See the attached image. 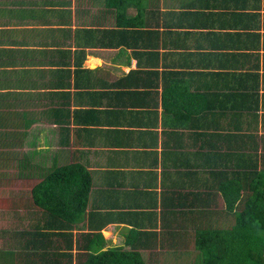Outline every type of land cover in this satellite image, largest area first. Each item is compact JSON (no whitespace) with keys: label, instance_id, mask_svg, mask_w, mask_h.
I'll return each instance as SVG.
<instances>
[{"label":"crops","instance_id":"0c3cea01","mask_svg":"<svg viewBox=\"0 0 264 264\" xmlns=\"http://www.w3.org/2000/svg\"><path fill=\"white\" fill-rule=\"evenodd\" d=\"M70 165L92 189L55 264L98 232L203 262L198 234L237 222L224 187L264 172V0H0V264L66 250V203L34 188Z\"/></svg>","mask_w":264,"mask_h":264},{"label":"trees","instance_id":"16d2710c","mask_svg":"<svg viewBox=\"0 0 264 264\" xmlns=\"http://www.w3.org/2000/svg\"><path fill=\"white\" fill-rule=\"evenodd\" d=\"M254 175L255 177L245 184L241 182L242 185L238 183L236 186V182L231 181L230 185L224 187L227 209L236 212L237 222L230 229H209L198 234L196 247L203 255V264H264V172ZM231 185L234 187H230ZM43 189V192L49 195L60 196L66 203L67 210L64 216L67 224L56 234L66 243L57 249L66 246V250L45 252V256L50 258L51 264L59 262V257L62 256L69 257L70 261L73 256L71 250L74 248L70 231L73 225L82 221L85 214L92 189L91 174L81 165L60 167L48 174L43 184L40 183L38 188H34V194ZM246 191L248 195L243 207L238 209ZM69 232V236L64 239ZM88 236L90 238L87 235L85 238L88 245L78 246L79 250L84 251L80 253L81 264H147L141 253L135 249V245L128 250H103L105 243L101 232ZM99 238L101 244L98 242ZM97 243L100 247L95 249Z\"/></svg>","mask_w":264,"mask_h":264},{"label":"rangeland","instance_id":"374dc122","mask_svg":"<svg viewBox=\"0 0 264 264\" xmlns=\"http://www.w3.org/2000/svg\"><path fill=\"white\" fill-rule=\"evenodd\" d=\"M196 264H203V262H199V263H196Z\"/></svg>","mask_w":264,"mask_h":264}]
</instances>
